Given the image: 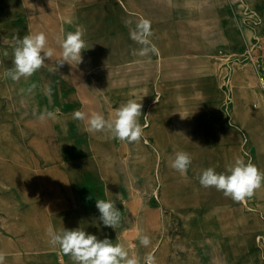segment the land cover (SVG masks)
Returning a JSON list of instances; mask_svg holds the SVG:
<instances>
[{"label": "crops", "instance_id": "crops-1", "mask_svg": "<svg viewBox=\"0 0 264 264\" xmlns=\"http://www.w3.org/2000/svg\"><path fill=\"white\" fill-rule=\"evenodd\" d=\"M143 19L150 21L149 40L156 51L140 57L133 55L141 45L130 38V32ZM77 29L84 32L87 43L83 62L77 68L65 63L57 74L49 72L48 68L55 65L54 56L52 61H45L46 67L27 79L13 81L5 76L13 68L12 51L17 35L23 38L29 32L43 31L49 46L58 54L57 39ZM4 32L10 35L5 36ZM263 35L264 0H0V95L1 88H9L13 108L28 114L31 103L26 90L36 78L43 87H51V94L62 96L69 121L62 134L81 137L89 143L112 144L118 154L121 144L123 151H126L124 143L128 147L130 144L112 139L104 132L82 130L81 121L73 119L78 110L73 96L88 95L89 113L99 112L106 118L128 99L143 97L140 117L143 136L138 143L132 142L137 149L149 152L143 147L144 142L154 146L157 140L224 137L227 141L222 143L225 147L192 153L194 162L186 175L196 181L203 169L214 167L218 173L224 172L236 157L245 159L246 154L252 161L245 147L234 143V138L264 135V111L249 109L260 98L254 85L255 79L260 84V70L242 60L250 47L258 50L257 39ZM222 47L237 53L242 60L227 77L219 66ZM5 51L9 53L7 57L3 55ZM109 78L117 79L118 85L121 79L123 83L114 90L104 85ZM24 95L26 101L21 102L19 97ZM45 95L44 88L42 97ZM48 104L43 97L39 112L46 111ZM239 106L245 110L237 113L234 110ZM34 114L26 115V119L38 115ZM252 146L258 152L259 169L264 170L263 145ZM262 188L251 197L262 208L258 232L264 231ZM163 190L167 195L170 183H164ZM46 223L51 225L46 220L42 232L48 227ZM248 236L251 238L252 233ZM229 243L230 247L237 246L233 240ZM49 250L55 256L61 253L64 264H72L58 248L50 246ZM229 253L232 257L231 250Z\"/></svg>", "mask_w": 264, "mask_h": 264}, {"label": "rangeland", "instance_id": "rangeland-1", "mask_svg": "<svg viewBox=\"0 0 264 264\" xmlns=\"http://www.w3.org/2000/svg\"><path fill=\"white\" fill-rule=\"evenodd\" d=\"M1 68L0 56V72ZM33 80L29 86L36 87L27 92L31 103L28 114L14 109L9 88H1L0 253L5 256L4 264H64L61 253L55 256L49 250L46 226L42 232L46 220L55 229L81 227L98 239L119 242L141 264L149 253L157 264H264V231H257L262 208L257 201H233L170 167L175 152L189 153L194 162L192 153L225 147L224 137L157 140L154 146L144 142L149 152L137 149L136 143H129L130 147L124 143L126 151L121 144L118 154L112 144L89 143L61 133L69 122L62 96H43L49 103L46 111L56 113V118L39 121L38 116L45 112L39 108L46 87ZM104 85L114 90L119 86L117 79L111 78L104 80ZM254 85L260 98L249 109L264 111V91L256 79ZM73 97L75 107L89 113V96ZM19 98L26 101L25 95ZM244 110L239 106L234 111ZM30 113L38 115L26 119ZM85 127L81 122L82 130ZM261 136L234 138L258 168L261 162L256 160L258 152L252 145H263V152L259 151L264 154ZM244 157L250 160L248 155ZM164 183H170L167 195ZM97 199L112 200L121 211L122 219L115 230L99 220ZM145 234L151 240L148 247L139 243ZM229 240L237 246L230 247Z\"/></svg>", "mask_w": 264, "mask_h": 264}, {"label": "clouds", "instance_id": "clouds-1", "mask_svg": "<svg viewBox=\"0 0 264 264\" xmlns=\"http://www.w3.org/2000/svg\"><path fill=\"white\" fill-rule=\"evenodd\" d=\"M150 21L143 19L137 25V29L130 32V38L141 45L139 50H134L133 55L140 57L148 56L150 52L156 51L151 45ZM15 46L12 51L13 68L5 72V76L13 81L21 78H29L38 70L46 67V60L52 61L56 56L55 65L49 67L48 71L57 74L60 67L65 63L77 68L82 62V53L87 49L84 32L77 29L75 32H67L57 39L59 53L55 48L49 46L46 33L43 31L29 32L23 38L18 35L14 37ZM9 55L7 51L3 53ZM36 85H31L26 91L31 93ZM25 91L22 89V92ZM45 93L51 95V87L45 88ZM142 98L128 99L116 108L109 117L99 112H84L77 110L73 113V119L84 122L85 130L89 133L104 132L110 138L121 142L138 143L143 136V126L140 123L142 116ZM56 113L45 111L38 116L39 121L55 119ZM182 118V117H181ZM183 119V118H182ZM192 163V157L185 151H177L170 159V167L181 176L187 174ZM199 184L207 189L214 187L221 191L225 197L233 201L242 202L251 198L256 190L264 187V170L259 169L251 160L246 161L243 157H236L228 164L224 172H217L214 167L203 169L198 176ZM96 208L100 216L99 220L105 227L116 229L121 222V211L112 200L97 199ZM48 243L53 248H58L64 255L68 256L72 264H141V260L131 255L125 246L119 242L113 243L105 237L98 239L84 228L55 229L49 225L46 229ZM139 243L143 247L151 244L148 235H142ZM5 256L0 253V264H4ZM143 264H157L156 257L149 253L143 258Z\"/></svg>", "mask_w": 264, "mask_h": 264}, {"label": "built area", "instance_id": "built-area-1", "mask_svg": "<svg viewBox=\"0 0 264 264\" xmlns=\"http://www.w3.org/2000/svg\"><path fill=\"white\" fill-rule=\"evenodd\" d=\"M257 51L254 47H250L247 54L244 55L243 61L257 66L260 70L258 81L264 91V35L257 39ZM220 58V67L223 69V73L225 77H227L232 70L234 69L235 65L239 63V57L237 53L228 50L226 47H222L219 49ZM240 60V61H242Z\"/></svg>", "mask_w": 264, "mask_h": 264}, {"label": "bare ground", "instance_id": "bare-ground-1", "mask_svg": "<svg viewBox=\"0 0 264 264\" xmlns=\"http://www.w3.org/2000/svg\"><path fill=\"white\" fill-rule=\"evenodd\" d=\"M148 109H149V108H148ZM146 122H147V121H146ZM146 122H145V123H146ZM148 123H149V122H148ZM164 182H165V181H164ZM261 189H262V188H261ZM72 194H73V193H72Z\"/></svg>", "mask_w": 264, "mask_h": 264}]
</instances>
